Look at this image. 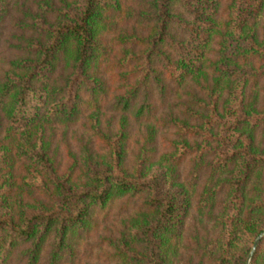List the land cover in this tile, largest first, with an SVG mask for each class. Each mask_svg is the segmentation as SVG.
Wrapping results in <instances>:
<instances>
[{
	"label": "trees",
	"instance_id": "16d2710c",
	"mask_svg": "<svg viewBox=\"0 0 264 264\" xmlns=\"http://www.w3.org/2000/svg\"><path fill=\"white\" fill-rule=\"evenodd\" d=\"M24 1L0 0V41L16 8L23 33L0 69V264H80V244L129 199L126 231L100 238L96 258L186 264L193 196L220 227L200 260L246 264L264 231V0ZM173 89L181 116H160ZM104 110L121 116L117 134L94 130L104 153L83 157L79 179L59 172L40 129ZM129 119L150 125L132 160ZM157 128L173 136L154 160Z\"/></svg>",
	"mask_w": 264,
	"mask_h": 264
},
{
	"label": "rangeland",
	"instance_id": "374dc122",
	"mask_svg": "<svg viewBox=\"0 0 264 264\" xmlns=\"http://www.w3.org/2000/svg\"><path fill=\"white\" fill-rule=\"evenodd\" d=\"M24 2H26V6L20 5L22 6V9L23 7H29L31 0H29V2ZM56 2H59V0H56ZM19 17H22V15L20 14L19 9L17 10L16 8L11 12L7 22L4 24L0 41V69L3 66L1 60L2 57L5 56V53L7 57H12L18 52L19 48L17 47L19 45V41L16 40L15 36H22L23 33L18 31V28H15L14 23ZM208 72L209 74L205 77L207 80H211L212 72L210 70H208ZM61 76H63V68L62 65H59L57 71L53 74V79L60 78ZM202 80H205L204 77ZM194 86V82L190 81V83L183 88V92L189 90L191 91ZM175 92V89H173L166 105L160 107V116H181V112L183 110L181 102L182 100H186V95H177ZM120 120V115L109 111H87L81 116L77 123L71 126H45L40 129L39 134L43 137L44 142H46L49 146L50 154L54 158L59 172L65 173L73 166L76 168L74 178L79 179L80 176H83L82 169L80 170L83 166L81 165L83 157L86 155L95 157L98 156L99 153H104L105 151L102 141H100L94 130L97 129L98 133H101L102 131L107 134L115 135L119 132V127L121 125ZM92 121H95L94 124L97 127H91ZM4 127L6 128V126ZM127 127L128 132H130V140L128 142V158L129 160H132L135 152L138 151L139 146L142 144V138L148 131L150 125L137 124L133 120L129 119ZM164 136H169L168 138H170L173 135L172 132L167 129L157 128L155 132V146L149 145V148H151L150 151L153 150L152 155L154 156V160H157L159 155L163 151L167 150V144L163 139ZM188 170V167H183L180 172L185 175ZM193 197L190 214L188 220L186 221V231L182 237V242L180 243L178 253L179 256H176V259L181 263L184 262L186 264H206L204 261L200 260V257H202L201 254L204 252V245L206 246L209 241L212 243L213 239L219 235L220 227L212 219L210 220L208 217L200 216L196 207V198L195 196ZM137 207V200L129 199L117 201L112 208L107 210L104 216L100 219V230L96 234L90 236L88 240L80 244V264H108L96 258L98 250L94 245L102 237H117L121 232H125L127 229V222H129L130 216L135 213ZM196 234L198 245L194 244V242H196ZM263 238L264 236L262 239ZM254 243L255 241L251 245V249L253 248ZM91 248H95V252L92 253ZM250 254L251 251L249 256ZM248 258L246 264H248ZM252 259L253 257L251 258V263Z\"/></svg>",
	"mask_w": 264,
	"mask_h": 264
},
{
	"label": "water",
	"instance_id": "95a60500",
	"mask_svg": "<svg viewBox=\"0 0 264 264\" xmlns=\"http://www.w3.org/2000/svg\"><path fill=\"white\" fill-rule=\"evenodd\" d=\"M264 236V231L258 236V238L255 240L254 246L255 248H257L259 242L261 241L262 237ZM251 258L253 257L252 253L250 254Z\"/></svg>",
	"mask_w": 264,
	"mask_h": 264
},
{
	"label": "clouds",
	"instance_id": "9594fccd",
	"mask_svg": "<svg viewBox=\"0 0 264 264\" xmlns=\"http://www.w3.org/2000/svg\"><path fill=\"white\" fill-rule=\"evenodd\" d=\"M255 252H256V248L253 247V248L251 249V253H252V255H254ZM248 264H251V255H250L249 258H248Z\"/></svg>",
	"mask_w": 264,
	"mask_h": 264
}]
</instances>
